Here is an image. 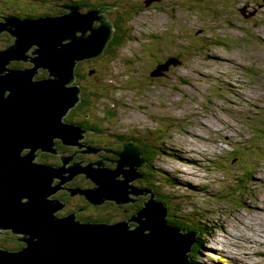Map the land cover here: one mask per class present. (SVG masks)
I'll return each instance as SVG.
<instances>
[{"label":"rangeland","instance_id":"rangeland-1","mask_svg":"<svg viewBox=\"0 0 264 264\" xmlns=\"http://www.w3.org/2000/svg\"><path fill=\"white\" fill-rule=\"evenodd\" d=\"M54 1L123 7L130 32L95 63L100 78L86 91L96 95L99 122L141 126L147 141H158L146 166L150 187L168 201L171 218L192 223L179 225L207 233L194 259L264 264V0L256 1L263 18L254 30L225 7L213 13L196 0L146 12L143 0H27L29 12L51 14ZM169 56L183 65L152 80L150 72ZM108 111L115 117L104 120Z\"/></svg>","mask_w":264,"mask_h":264},{"label":"water","instance_id":"water-1","mask_svg":"<svg viewBox=\"0 0 264 264\" xmlns=\"http://www.w3.org/2000/svg\"><path fill=\"white\" fill-rule=\"evenodd\" d=\"M161 1L143 2L149 7ZM60 7L67 12L36 19L11 16L0 22V34L8 32L15 39L0 51V230L26 239L19 252L0 248V264H193L190 254L199 233L170 225L168 205L157 201L151 190L131 185L142 177L139 168L144 167L140 151L131 144H123L115 170L85 172L96 187L81 192L95 205L106 200L122 205L131 201L130 194L151 193L133 218L136 227L124 222L85 225L54 216L56 210L47 200L53 176L33 161L38 151H54L57 138L74 143L80 129L64 119L80 101L81 88L72 85L76 67L101 57L114 33L106 17L112 7L86 12L69 3ZM34 46V68H9L10 61L26 60L25 53ZM182 63L171 56L150 77H164L171 66ZM40 68L48 71L47 78H35Z\"/></svg>","mask_w":264,"mask_h":264},{"label":"flooded vegetation","instance_id":"flooded-vegetation-1","mask_svg":"<svg viewBox=\"0 0 264 264\" xmlns=\"http://www.w3.org/2000/svg\"><path fill=\"white\" fill-rule=\"evenodd\" d=\"M169 1L163 0L160 3H153L147 8L142 3L141 9L146 12L150 9L159 10L166 4H171L173 8L177 6L175 1ZM196 1L199 6L213 13H215L217 7H225L227 11H230L229 16H234L241 23V26L250 30L256 29L257 21L263 18L262 13L259 14L257 0H239L238 2L236 0ZM22 2L23 0H0V22H4L6 18L13 16ZM112 17H115V19L112 20ZM107 19L115 22L119 19V16H107ZM150 36H152L150 38L152 40L153 37H160L158 34H150ZM13 42L14 39L7 32L2 33L0 35V51ZM166 43L168 50L170 47L168 36H166ZM25 56L26 60L10 63L9 68L19 70L20 68L32 67V50L27 52ZM99 60H87L79 63L76 67V83L81 84L82 98L80 103L71 109L64 119L67 123L80 129L74 138V143L65 144L62 139L57 138L55 139L54 151H38L33 162L45 167L53 176L48 189L52 193L47 197V200L53 204L56 210L54 212L55 217H72L74 221L85 225L124 222L132 229L137 226L133 218L137 216L141 208L145 207V203L150 201L151 193L146 196L130 194L131 201L122 205L114 201H104L102 204L95 205L89 202L86 195L81 192L94 189L96 186L87 178L85 172H105L117 168L121 159L120 154L125 150L124 143L131 144L136 150L140 151V159L144 164V167L139 168L142 177L137 178L131 185L135 188L148 189L153 192L148 177V175L150 176L149 169L146 170V166L152 164L155 160L158 141H147L143 130H140L141 126H113L109 123L105 124L106 121L101 123L95 115V109L92 108L93 97L96 95L93 92L88 93L86 88L88 85L95 84L100 78V70L95 67V63ZM172 69L165 75L166 77L170 75ZM92 70L95 73L90 75L89 72ZM44 77H46V71H38L36 79ZM108 117H115V115L111 111H108V114H103L104 120H108ZM130 128L133 130H130ZM27 152L25 151L24 154ZM121 179H123L122 175L118 177V180ZM24 239L25 237L14 234L11 230H0V248L9 252H19L24 249L26 245Z\"/></svg>","mask_w":264,"mask_h":264},{"label":"trees","instance_id":"trees-1","mask_svg":"<svg viewBox=\"0 0 264 264\" xmlns=\"http://www.w3.org/2000/svg\"><path fill=\"white\" fill-rule=\"evenodd\" d=\"M24 1H26V0H24ZM63 3H69V4H72V5H80V6L86 7L87 10L94 9V8H99L102 5H107L108 7H112L114 10L116 9V11L108 13V15L109 14H119V19H118L119 21L117 23L116 22L112 23L114 25V30H115L114 31V35H113L112 40L108 44V47H107L104 55L102 56L103 58H101L102 60L107 58L106 57L107 55L111 54V52L113 51V47L115 45H121L123 43L125 35H127V33L130 32V30H127L126 28L123 27L124 26V22H126L127 20H126V16H123L124 15V12L122 11L123 7L118 2H116V3L112 2V3L90 4L87 1H81V2H77V1H67V2L54 1V3L49 4V7H51L54 12L51 13V14L50 13H44V14H41V15H32V13L29 12V10L31 9V6L29 4H27V8L26 9H21V7L17 8L16 9V13L13 16H19L22 19H36V18H40V17L58 16V15L63 13V9L60 7V5L63 4ZM141 4H142V2H141ZM57 7L60 8V9H58ZM57 10H59L60 12H56ZM110 21H112V20H110ZM36 46L38 47V45H36ZM20 61H22V60L10 61V63L13 64V62L18 63ZM32 68H34L33 64H32V67H30V68H20V69L26 72V71H29ZM171 68H173L172 71H171V73H172L173 70L176 69L177 67L171 66L170 69ZM170 69H169V71H170ZM169 71H166L165 74H167ZM99 74H100V72H99ZM37 76H38V73L36 74L35 78H37ZM75 76H77L76 72H75ZM47 77H48V71H46V77H44V78H47ZM41 79H43V78H41ZM9 94H10V92H8L7 95H9ZM81 98H80V101H81ZM80 101H79V103H80ZM248 175H250V174H248ZM158 200L161 201V202L168 203V201L162 195H160V198H158ZM27 201H29V199ZM183 219L184 220H178L177 218H171L169 216V223L174 225V226L181 227V228L185 229L186 231H197V232H199V235L196 237L197 238V244L194 246V251H192L190 255H191V260H192V262L194 264H201L200 262L197 261L198 259H194V254L196 255V253H197L196 250H195L196 246H200L201 245V237H200V235L203 234V231L202 232L199 231L200 228H196V229L192 228L190 225L189 226H187V225H183V226L179 225L177 222L189 223V221L186 220L187 218H183ZM205 222H204V224H205ZM189 224H192V223H189ZM205 233L206 232H204V234L202 236H205L207 234V233L206 234Z\"/></svg>","mask_w":264,"mask_h":264},{"label":"clouds","instance_id":"clouds-1","mask_svg":"<svg viewBox=\"0 0 264 264\" xmlns=\"http://www.w3.org/2000/svg\"><path fill=\"white\" fill-rule=\"evenodd\" d=\"M143 1H144V0H143ZM143 1H142V3L144 4ZM162 1H163V0H162ZM162 1H161V2H162ZM23 2H26V3L28 4L27 0H26V1L23 0ZM23 2H22V3H23ZM22 3H21V4H22ZM154 3H160V2H154ZM152 4H153V3H152ZM152 4H151V5H152ZM151 5H150V6H151ZM78 6H79V5H78ZM102 6H107V5H102ZM102 6H101V7H102ZM144 6H145V4H144ZM145 7H146V6H145ZM82 8H83V7H82ZM146 8H147V7H146ZM94 9H96V8H94ZM86 11H88V10L86 9ZM86 11H82V12H86ZM114 11H116V9H115ZM66 12H67L66 10H63V13H62V14L66 13ZM110 12H113V11H110ZM108 13H109V12H108ZM108 13H107V16H109ZM62 14H60V15H62ZM107 16H106V17H107ZM13 17H14V16H13ZM51 17H54V16H51ZM19 18H20V17H19ZM107 21L111 22V21L108 20V19H107ZM111 23H113V22H111ZM95 24H97V26L99 25L98 23H95ZM112 25H113V24H112ZM97 26L94 25V27H97ZM113 27H114V25H113ZM114 31H115V30H114ZM3 33H4V32H3ZM7 33H8V32H7ZM1 34H2V33H1ZM1 34H0V35H1ZM8 34H9V33H8ZM9 35H10V34H9ZM113 35H114V33H113ZM12 38H13V37H12ZM13 39H14V38H13ZM14 40H15V39H14ZM13 43H14V42H13ZM13 43H12V44H13ZM107 47H108V46H107ZM35 48H36V46L30 48L27 52H29L30 50H32V52H33ZM106 49H107V48H106ZM105 51H106V50H105ZM27 52H26V53H27ZM26 53H25V55H26ZM104 53H105V52H104ZM103 55H104V54H103ZM103 55H102V56H103ZM102 56L99 57V58H97V59H101ZM34 57H36V54H32V57H31V58H34ZM169 57H171V56H169ZM169 57H167L164 61H162V63L165 62ZM174 57H177V56H174ZM178 58H179V57H178ZM179 59H180V58H179ZM91 60H96V59H91ZM180 60H181V59H180ZM85 61H87V60H85ZM181 61H182V60H181ZM82 62H84V61H82ZM182 62H183V61H182ZM80 63H81V62H80ZM160 63H161V61L158 62V64H160ZM78 64H79V63H78ZM158 64H157V65H158ZM33 65H34V63H33ZM157 65H156V66H157ZM182 65H183V63H182ZM178 67H180V66H178ZM19 70H21V69H19ZM41 70L44 71V69H42V68L38 69L37 71H41ZM45 71H46V70H45ZM92 71H94V70H92ZM75 72H76V70H75ZM149 76H150V74H149ZM164 77H166V76H164ZM159 78H163V77H159ZM151 79H155V78H151ZM72 85H78V86L81 88V93H82V87H81L79 84L76 83V76H75V81H74V83H73ZM80 98H81V94H80ZM77 105H78V104H77ZM77 105H76V106H77ZM95 187H96V186H95ZM155 194H156V193H155ZM106 201H110V200H106ZM114 202H115V201H114ZM101 204H102V203H101ZM119 223H122V222H119ZM107 224H109V223H107ZM113 224H116V223H113ZM171 225H172V224H171ZM20 236H21V235H20Z\"/></svg>","mask_w":264,"mask_h":264},{"label":"bare ground","instance_id":"bare-ground-1","mask_svg":"<svg viewBox=\"0 0 264 264\" xmlns=\"http://www.w3.org/2000/svg\"><path fill=\"white\" fill-rule=\"evenodd\" d=\"M108 45V44H107ZM38 56V54L36 55V57ZM246 138V137H245ZM69 146V145H68ZM85 197V196H84ZM122 209V208H121ZM63 218V217H62ZM97 224H99V223H97ZM11 246V245H10ZM261 253V252H260Z\"/></svg>","mask_w":264,"mask_h":264}]
</instances>
